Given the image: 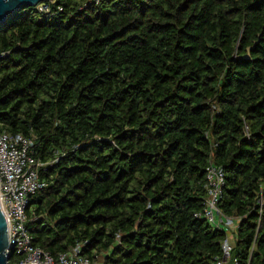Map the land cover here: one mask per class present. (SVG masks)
Instances as JSON below:
<instances>
[{"label": "trees", "instance_id": "16d2710c", "mask_svg": "<svg viewBox=\"0 0 264 264\" xmlns=\"http://www.w3.org/2000/svg\"><path fill=\"white\" fill-rule=\"evenodd\" d=\"M0 130L30 137L43 164L26 210L34 247L214 264L231 237L230 260L264 264V0L19 10L0 25ZM209 164L234 232L196 216Z\"/></svg>", "mask_w": 264, "mask_h": 264}, {"label": "built area", "instance_id": "2783aa9c", "mask_svg": "<svg viewBox=\"0 0 264 264\" xmlns=\"http://www.w3.org/2000/svg\"><path fill=\"white\" fill-rule=\"evenodd\" d=\"M90 1L97 3L99 0ZM32 147L30 137L0 130V207L7 221L13 264H92L88 258L79 255V246L54 257L32 245L26 228L28 200L46 187L39 177L43 164L33 155ZM223 185L222 169L209 164L205 170L204 208L196 216L212 227L222 228L225 225L231 230L234 220L223 215L218 208ZM232 248V239L225 238L221 247L222 256L214 264H237L236 260H230Z\"/></svg>", "mask_w": 264, "mask_h": 264}, {"label": "water", "instance_id": "95a60500", "mask_svg": "<svg viewBox=\"0 0 264 264\" xmlns=\"http://www.w3.org/2000/svg\"><path fill=\"white\" fill-rule=\"evenodd\" d=\"M49 0H0V25L15 12L28 7L44 5ZM249 53V49L247 50ZM249 54L246 55V58ZM12 250L8 244L7 221L0 207V264H8Z\"/></svg>", "mask_w": 264, "mask_h": 264}, {"label": "rangeland", "instance_id": "374dc122", "mask_svg": "<svg viewBox=\"0 0 264 264\" xmlns=\"http://www.w3.org/2000/svg\"><path fill=\"white\" fill-rule=\"evenodd\" d=\"M222 228L224 229V232L227 233L228 229L225 225H222ZM231 231V230H230ZM105 254H99V256H97V259H95V261L92 262V264H103V257Z\"/></svg>", "mask_w": 264, "mask_h": 264}, {"label": "crops", "instance_id": "0c3cea01", "mask_svg": "<svg viewBox=\"0 0 264 264\" xmlns=\"http://www.w3.org/2000/svg\"><path fill=\"white\" fill-rule=\"evenodd\" d=\"M235 227H236V221H234V228L231 229L232 232H234ZM230 239H232V241H234V238H231V237H230Z\"/></svg>", "mask_w": 264, "mask_h": 264}]
</instances>
